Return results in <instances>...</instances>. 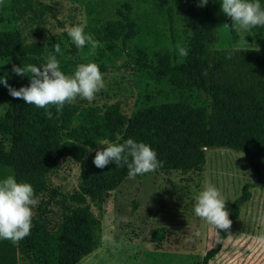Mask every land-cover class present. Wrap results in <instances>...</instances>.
<instances>
[{"label": "trees", "instance_id": "16d2710c", "mask_svg": "<svg viewBox=\"0 0 264 264\" xmlns=\"http://www.w3.org/2000/svg\"><path fill=\"white\" fill-rule=\"evenodd\" d=\"M28 4L31 0H15ZM168 15H176L190 31L187 59L171 64L166 52L156 55L154 64L127 54L126 63L149 69L156 80L166 78L179 90L196 89L209 99V108L192 106L185 101L163 102L137 110L127 117L119 104L106 106L97 114L75 118L78 107L66 103L51 118L44 109L25 104L10 95L4 114H0V166L12 169L18 181L29 182L39 201L48 188L47 175L62 159L79 164V188L60 201L61 218L48 217L40 202L34 209L29 235L20 239L24 264H78L99 246L100 221L92 212L87 197L102 203L105 195L128 176L121 162L97 168L92 158L101 140L121 143L131 137L155 149L160 167L154 171L198 170L206 148H224L244 154L252 161L264 162V49H215L220 21L219 0L204 6L198 0H162ZM39 11L51 13L47 5ZM264 6V4H262ZM107 22L96 31L98 41L122 44L136 32L128 14ZM53 15V13H51ZM3 17L0 15V24ZM225 23L231 39L236 37L233 21ZM257 34L264 26L254 27ZM9 61L10 85L27 86L26 75H16L12 65L42 64L40 42H27L19 31L0 30V59ZM59 66L71 74L74 62L59 59ZM100 71L104 67L99 66ZM8 146V147H7ZM85 146L91 147L86 151ZM131 157H129V162ZM245 184L228 210L232 221L250 197ZM216 245L193 264H208L218 253L228 229H218ZM17 246L0 240V264H19Z\"/></svg>", "mask_w": 264, "mask_h": 264}, {"label": "rangeland", "instance_id": "374dc122", "mask_svg": "<svg viewBox=\"0 0 264 264\" xmlns=\"http://www.w3.org/2000/svg\"><path fill=\"white\" fill-rule=\"evenodd\" d=\"M38 3L52 8L53 15L39 11ZM119 11L133 21V39L125 44L121 40L112 44L98 41L96 31L120 19ZM0 15V30H16L27 42H40L45 61L53 45L59 44L57 60L95 62L104 67V87L94 99L88 102L77 97L71 102L78 107L75 118L97 114L114 103L127 117L163 102L185 101L209 108V99L203 92L175 89L166 78L156 80L149 69L126 63L127 54L149 64H154L156 55L163 52L171 64L187 59L179 49L186 47L190 31L179 17L168 15L162 0H31L28 4L0 0ZM225 16L220 8L215 49H264V32L259 35L254 28L246 32L237 24L236 37L231 39ZM79 24L98 42L96 47L86 43L77 49L72 43L67 31ZM5 73L10 84L9 61L1 58L0 75ZM9 99L7 88L0 85L1 115ZM10 172L13 173L11 168L0 166V177ZM47 184L38 202L45 207L49 219L57 223L61 218L60 201L79 188V164L62 159L47 175ZM209 184L226 197L227 210L245 184L250 186L251 197L240 207L239 217L231 222L227 237L208 264H264V162L224 148H206L198 170L128 175L105 195L102 203L87 197L100 221L99 246L78 264H193L216 245L214 226L193 212L196 193ZM10 242L18 248L19 264H24L20 240Z\"/></svg>", "mask_w": 264, "mask_h": 264}, {"label": "clouds", "instance_id": "9594fccd", "mask_svg": "<svg viewBox=\"0 0 264 264\" xmlns=\"http://www.w3.org/2000/svg\"><path fill=\"white\" fill-rule=\"evenodd\" d=\"M221 11L231 18L233 25L248 31L254 27L264 26V6L261 0H219ZM209 0H198L200 6ZM67 35L77 49L86 43L96 47L98 42L84 32V25H74ZM181 55H187L185 48L179 49ZM56 53H61L59 44L53 45V52L42 64L28 63L24 66L13 64L11 71L16 75L29 78L27 86L15 88L8 84L7 73L0 75V85L7 88L14 98H21L25 104L44 109L51 118L52 106L58 115L66 103L77 97L91 102L96 93L104 87L103 73L95 62L79 63L71 74L63 72L59 66ZM98 144L103 149H96L92 158L97 168H104L110 162L128 168V175L150 173L160 167L157 153L149 144L129 137L121 143H110L101 140ZM86 151L91 147L85 146ZM129 157L131 160L129 162ZM226 197L214 185L209 184L199 190L194 197L193 212L208 224L218 229H228L231 225L229 212L225 207ZM38 204L32 185L26 181H18L13 173L0 177V240L18 241L29 235L33 226L34 209Z\"/></svg>", "mask_w": 264, "mask_h": 264}]
</instances>
